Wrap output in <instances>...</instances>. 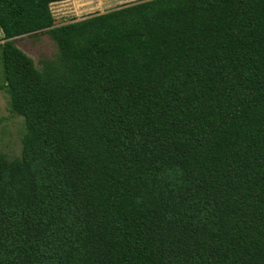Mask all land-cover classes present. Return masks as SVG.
<instances>
[{
    "label": "trees",
    "instance_id": "obj_1",
    "mask_svg": "<svg viewBox=\"0 0 264 264\" xmlns=\"http://www.w3.org/2000/svg\"><path fill=\"white\" fill-rule=\"evenodd\" d=\"M51 1L0 0V264H264V0Z\"/></svg>",
    "mask_w": 264,
    "mask_h": 264
},
{
    "label": "rangeland",
    "instance_id": "obj_2",
    "mask_svg": "<svg viewBox=\"0 0 264 264\" xmlns=\"http://www.w3.org/2000/svg\"><path fill=\"white\" fill-rule=\"evenodd\" d=\"M135 1L138 0H53L49 6L54 22L58 24ZM14 43L32 58L37 67L40 66L41 61L51 59L55 53V46L47 33L15 38ZM1 78L0 63V80ZM22 130V117L8 111L6 95L0 88V151L9 159L19 155Z\"/></svg>",
    "mask_w": 264,
    "mask_h": 264
}]
</instances>
